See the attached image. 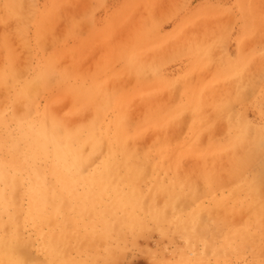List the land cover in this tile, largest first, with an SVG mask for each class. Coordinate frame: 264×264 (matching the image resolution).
<instances>
[{
    "label": "rangeland",
    "instance_id": "obj_1",
    "mask_svg": "<svg viewBox=\"0 0 264 264\" xmlns=\"http://www.w3.org/2000/svg\"><path fill=\"white\" fill-rule=\"evenodd\" d=\"M0 26V108L7 109L0 137L17 139L10 116L25 107L9 97L40 79L28 91L32 117L48 108L76 129L113 127L123 116L138 128L131 146L145 152L164 138L179 156L162 161L154 153L150 161L183 166L141 183L101 177L99 187L44 174L59 182L38 191L37 236L33 226L22 231L36 239L27 247L39 264H264V222H253L247 195L255 193L264 212V0H0ZM241 158L245 174H234L231 163ZM100 159L86 164L85 176ZM128 194L144 205L122 204ZM166 196L177 199L170 217H189L185 237L155 220L132 229L118 221L139 209L143 216L147 203L164 207ZM230 230L236 236L227 245ZM67 232L77 235L70 248L56 243ZM245 236L257 257L241 248Z\"/></svg>",
    "mask_w": 264,
    "mask_h": 264
},
{
    "label": "bare ground",
    "instance_id": "obj_2",
    "mask_svg": "<svg viewBox=\"0 0 264 264\" xmlns=\"http://www.w3.org/2000/svg\"><path fill=\"white\" fill-rule=\"evenodd\" d=\"M0 28L2 27L0 26ZM39 80L40 79H33L28 85L24 86L17 93L14 92L15 94L9 97V104L11 103L12 105H14L17 101L20 100H23L25 103V107H22L23 110L19 109L21 113H17L14 110L11 113L12 115L10 116L11 120L15 122L17 130L19 132L17 139H15L14 141L9 140V138H13V136L8 134L0 137V264H39L37 258L31 254V251L27 247L28 244L34 243L36 239H26L22 231L25 226L30 225L34 227V234L35 236H37L39 221L37 205L38 191L40 189L51 188L53 187L52 185L55 182H59L46 179V177L43 176L44 174L48 173L67 176V179H62L60 181L63 184L72 183L76 180L75 177H78L81 178L80 180L84 181L85 184L89 183L91 187H99V183L102 182L99 179L101 177L116 179L114 178L115 176L123 174L124 176L136 177L137 180H134L132 182L141 183L145 182V178L149 176H159L158 173L161 171H172L173 175V172L178 173L179 170H183V166L180 164L178 166L169 161V163L162 162L165 160L171 161L172 158H177L179 156V151H177L176 156L173 153L169 152L167 148V140L164 138L156 140L147 148L145 152H139L138 149L131 146L129 143V139H132L133 135H137L136 132L138 128L132 125L127 126L126 123H124L126 118H124L123 116L119 117L113 127H101V125L97 127L91 124L81 126V128L76 127V129H74L72 125L68 124L66 119L58 117L53 110H48V108H44L41 111H35L33 115L34 117H32L30 114L32 111L30 110V99L32 97V94H28V91L34 90V84L32 83H38ZM41 87L44 88L45 85L42 84ZM17 106L19 107L20 105L17 104ZM6 111L7 109L5 107L0 108V120L2 124L6 123ZM70 117L68 118L70 119ZM73 118L75 120V117ZM73 118H71V120ZM74 120H72L73 123ZM177 124L178 123H176L175 125ZM173 130L176 131L174 127ZM237 150H239V153H242L239 147L237 148ZM154 153H156L155 155H157L158 158L162 160L161 163L155 164L154 162H151ZM96 155H99L101 157L99 167H97L93 171V173L85 176L82 171L83 168L86 166V164H89ZM188 161H191L192 163L193 159H188ZM188 161L186 160V162ZM186 162L185 160H182V163H185V165L187 164ZM186 166H188V164ZM216 169H218L217 165ZM229 169L233 170L234 174H245V158L235 159L231 163ZM188 171L189 170H187V172ZM195 171H197V169ZM23 172H25L24 174L27 175L26 181L23 176H21ZM258 173L261 174L260 172ZM180 175H182V172ZM89 177H93V179H89ZM224 181H226L225 178ZM109 182L120 181L107 180V183ZM201 188L203 187L201 186ZM263 191L264 188L262 189V192ZM247 195L251 197L250 200L252 201L248 205V209H250L252 213L251 216L254 218L253 222L257 224V226H261L264 222V212L260 199L257 195H255V193H253L252 195L248 193ZM24 198H27L28 200V207L21 210V204L22 201H24ZM178 200H181V198H178ZM218 201L220 200H217V202ZM176 202L177 199L173 198L170 201L169 197L166 196V203L163 205L164 207H159L158 205L153 203H147L150 204V206L148 205L147 212L142 211L143 216L141 215L139 209L135 213V216L118 221L124 225H131L132 229V227L134 226L136 227L142 225L147 219L155 220L153 222H157L156 224L162 223L174 225L175 231L173 232L183 237L186 232H191L187 231V224H190L188 223L189 217H186V215L184 218L182 214H170V217L167 214V212H172L173 214V204ZM121 203L133 207H141L144 205V201L142 199H134L131 194L123 197L121 199ZM90 205L91 207L96 206V201L91 200ZM216 210L218 211V209ZM217 211H215V213H217ZM242 213L243 217L244 212ZM17 214H20L21 218L16 217ZM4 215H6V219ZM222 215L223 214H220L219 216L221 217ZM235 217L237 218V216ZM101 218L105 219L108 217L101 216ZM243 218L241 219L243 220ZM236 220H238V218ZM197 223L198 222L196 221L195 225H197ZM246 223L247 222H243L241 227V229L244 230V234L245 232H247L245 231V227L247 226ZM199 230L200 227L197 231ZM255 231L256 232H254V237L257 238V228ZM235 236L236 235L233 230H230L226 233V236H223V240L227 245H231ZM56 237V243L58 239H60V244L63 241L68 246V248H70L71 242L73 241V239H76L77 235L67 232V236L63 239L58 236ZM240 242L241 248L243 250L249 249L250 253L255 256L257 254H260L258 248L251 244V240L248 236L240 238ZM65 264L72 263L70 262V260H67Z\"/></svg>",
    "mask_w": 264,
    "mask_h": 264
}]
</instances>
